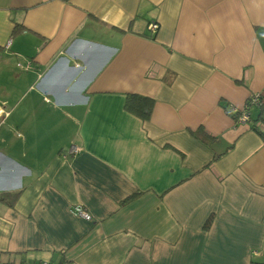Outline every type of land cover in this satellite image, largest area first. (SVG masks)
<instances>
[{
	"label": "crops",
	"instance_id": "1",
	"mask_svg": "<svg viewBox=\"0 0 264 264\" xmlns=\"http://www.w3.org/2000/svg\"><path fill=\"white\" fill-rule=\"evenodd\" d=\"M1 192L0 264H264V0H0Z\"/></svg>",
	"mask_w": 264,
	"mask_h": 264
},
{
	"label": "trees",
	"instance_id": "2",
	"mask_svg": "<svg viewBox=\"0 0 264 264\" xmlns=\"http://www.w3.org/2000/svg\"><path fill=\"white\" fill-rule=\"evenodd\" d=\"M250 96L248 98H250ZM153 103L154 101L151 97L137 95V94H128L126 96L124 106L128 112L138 116L142 120H147L150 117ZM252 105L253 104H249L247 109L249 110V107H251ZM230 115H232V117L235 118L237 117L238 112L231 113ZM258 122H259L258 120L257 121L251 120L252 127L257 129V126L262 125L260 123L261 121L259 122V125L256 124ZM16 196H17L16 192H1L0 201H7L8 198L15 199Z\"/></svg>",
	"mask_w": 264,
	"mask_h": 264
},
{
	"label": "built area",
	"instance_id": "3",
	"mask_svg": "<svg viewBox=\"0 0 264 264\" xmlns=\"http://www.w3.org/2000/svg\"><path fill=\"white\" fill-rule=\"evenodd\" d=\"M148 28L154 32L158 29V24L155 22H151L148 24ZM259 102V93L258 94H253L248 98L244 106L238 110V109H229V113H236L238 112V115L236 117V120L240 122H247L249 120V112H248V106L249 104H257ZM78 150L77 147H72L69 152H76ZM76 212L80 215L83 216L86 219L90 218V215L87 214L82 208L76 207ZM20 264H50L49 261H39L36 263H31V262H22Z\"/></svg>",
	"mask_w": 264,
	"mask_h": 264
}]
</instances>
